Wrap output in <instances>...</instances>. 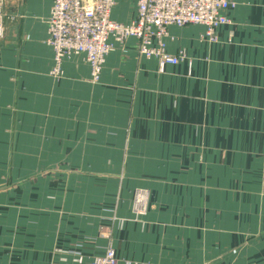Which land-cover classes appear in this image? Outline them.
I'll use <instances>...</instances> for the list:
<instances>
[{"label":"crops","instance_id":"1","mask_svg":"<svg viewBox=\"0 0 264 264\" xmlns=\"http://www.w3.org/2000/svg\"><path fill=\"white\" fill-rule=\"evenodd\" d=\"M230 1L214 43L167 27L180 63L160 72L110 38L92 81L82 56L51 73L53 0H4L0 264H91L108 247L118 264H264V0ZM136 9L114 0L111 18Z\"/></svg>","mask_w":264,"mask_h":264},{"label":"built area","instance_id":"2","mask_svg":"<svg viewBox=\"0 0 264 264\" xmlns=\"http://www.w3.org/2000/svg\"><path fill=\"white\" fill-rule=\"evenodd\" d=\"M233 6L230 0H137V17L128 24L112 20L114 0H53L47 21V44L54 57L53 75L60 73L63 59L82 56L91 69V80L97 81L107 55L113 50L109 39L122 44L128 38L137 40V53L156 58L158 69L176 65L183 55L173 56L165 51L163 38L167 27L202 25L205 36L216 42V29L229 24L225 11ZM0 0V39L4 35L2 20L11 15L4 12ZM155 39L157 46H153ZM137 213H143L138 203ZM91 264H118L115 252L108 247L103 257Z\"/></svg>","mask_w":264,"mask_h":264}]
</instances>
